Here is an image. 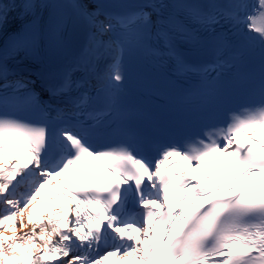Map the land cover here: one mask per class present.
Instances as JSON below:
<instances>
[{"label": "snow or ice", "instance_id": "6c2138e0", "mask_svg": "<svg viewBox=\"0 0 264 264\" xmlns=\"http://www.w3.org/2000/svg\"><path fill=\"white\" fill-rule=\"evenodd\" d=\"M145 55L188 82L179 119L136 125ZM242 90L258 99L209 123ZM111 256L264 264V0H0V264Z\"/></svg>", "mask_w": 264, "mask_h": 264}, {"label": "bare ground", "instance_id": "6f19581e", "mask_svg": "<svg viewBox=\"0 0 264 264\" xmlns=\"http://www.w3.org/2000/svg\"><path fill=\"white\" fill-rule=\"evenodd\" d=\"M50 190L51 189V187H46L44 190H42V193H41V195L42 196H48V194L46 193V190ZM46 202V201H45ZM41 206H43V205H38L37 207H36V211H37V209L39 208V207H41ZM36 211H35V213H34V215L36 214ZM20 230H23V229H17V231H20ZM27 229H24V231H26ZM6 235H11V232H6L5 233ZM119 261H118V263L119 264H132V259L131 258H128V259H126V260H124V261H121L120 259H118Z\"/></svg>", "mask_w": 264, "mask_h": 264}, {"label": "rangeland", "instance_id": "374dc122", "mask_svg": "<svg viewBox=\"0 0 264 264\" xmlns=\"http://www.w3.org/2000/svg\"><path fill=\"white\" fill-rule=\"evenodd\" d=\"M24 231V229L23 230H20L19 232H23Z\"/></svg>", "mask_w": 264, "mask_h": 264}]
</instances>
